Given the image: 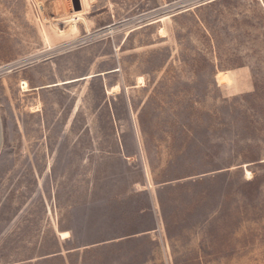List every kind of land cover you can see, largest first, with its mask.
<instances>
[{"label": "rangeland", "instance_id": "1", "mask_svg": "<svg viewBox=\"0 0 264 264\" xmlns=\"http://www.w3.org/2000/svg\"><path fill=\"white\" fill-rule=\"evenodd\" d=\"M79 2L0 0V264H264V0Z\"/></svg>", "mask_w": 264, "mask_h": 264}, {"label": "bare ground", "instance_id": "2", "mask_svg": "<svg viewBox=\"0 0 264 264\" xmlns=\"http://www.w3.org/2000/svg\"><path fill=\"white\" fill-rule=\"evenodd\" d=\"M77 5V3H76ZM80 6V9H73V7L75 8V4H71V14L70 15H67L69 16L68 19H61V17L63 16H59V17H56L55 19H53L55 21V25L57 26L56 27V30L60 33V34H64L66 33L68 30H71V28L73 27V24L74 23H77V21H85V16L84 14L87 13V6H86V0H80L79 4H78V7ZM69 7V6H67ZM56 8V7H55ZM67 14V13H66ZM66 17V16H65ZM64 17V18H65ZM53 22V21H52ZM58 25H62V28H59ZM47 39V38H46ZM48 40V39H47ZM69 82V81H67ZM22 84H26V82H23ZM58 83H53L51 85H57ZM26 87V89H25ZM24 90H27L28 87L27 86H24L23 87ZM112 90H119V85H115L112 87ZM31 109V108H30ZM1 141H2V126H1V121H0V147H1ZM247 175L250 176L251 173L246 171Z\"/></svg>", "mask_w": 264, "mask_h": 264}]
</instances>
